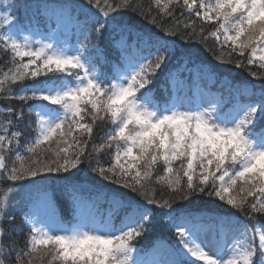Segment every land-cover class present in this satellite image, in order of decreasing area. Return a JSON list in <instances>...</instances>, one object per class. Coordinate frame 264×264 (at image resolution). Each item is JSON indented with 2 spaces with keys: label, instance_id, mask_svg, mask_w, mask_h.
Segmentation results:
<instances>
[{
  "label": "snow or ice",
  "instance_id": "snow-or-ice-1",
  "mask_svg": "<svg viewBox=\"0 0 264 264\" xmlns=\"http://www.w3.org/2000/svg\"><path fill=\"white\" fill-rule=\"evenodd\" d=\"M153 2L157 15L134 0H0V52L8 55L0 93L21 102L0 121V185H8L0 196V264H264V83L257 90L227 81L228 99L207 106L161 103L153 87L184 71L191 78L193 68L215 77L233 56L236 68L264 81V0ZM41 12L50 31L33 39ZM69 25L75 45L57 38ZM193 41L214 52L215 67L198 58ZM25 107L35 117L30 138L21 127ZM105 152L108 165L99 159ZM154 175L166 193L157 192ZM100 194L106 212L94 199ZM205 194L222 211L205 218L178 204ZM57 200L66 202L67 218ZM17 209L27 228L22 247L4 241L17 231ZM161 217L176 242L141 256L139 241Z\"/></svg>",
  "mask_w": 264,
  "mask_h": 264
},
{
  "label": "trees",
  "instance_id": "trees-1",
  "mask_svg": "<svg viewBox=\"0 0 264 264\" xmlns=\"http://www.w3.org/2000/svg\"><path fill=\"white\" fill-rule=\"evenodd\" d=\"M19 3H43L47 2L49 4H58V3H64V4H74V3H79L80 0H17ZM135 3L140 4L143 8L147 9L149 7L152 8V13L153 15H157L158 10L155 7V4L153 0H134ZM35 11V9L30 10L27 13V16L30 18L32 16V13ZM20 15L24 16L25 11L24 9L20 10ZM128 16H135L134 13L128 12ZM141 26H146L148 28H151L152 26L148 24L146 20L141 19L140 17H135ZM39 20V25H38V32L43 35L47 34L50 29L47 24V18L43 16V13L41 12V15L37 17ZM83 19V17H81ZM171 23V21H169ZM197 26H199V22H197ZM52 27H55V23L53 22ZM211 27L214 26H208L205 25L206 32L211 30ZM69 32L70 39H74L77 37L76 35V29L73 28L71 25L68 26L66 29ZM62 34L59 35L60 37H63L67 35V33L62 29L61 30ZM58 36V37H59ZM80 40H83V36L79 38ZM178 39V38H177ZM93 42H95L93 40ZM183 43V42H181ZM103 43H101V47H103ZM191 47L194 51H197L199 53V59L205 61L207 64H210L212 66H216L218 64V61L214 59V52L213 51H208L205 48V45L203 43H198L196 41H193L191 44ZM207 48L208 49H217V45L213 39H209L207 41ZM227 51V49H225ZM110 57H114L115 53H112L111 51L109 52ZM238 57L233 56L232 64H226L221 66V70L218 72V74L215 75V77L211 76L208 74L206 71H201V72H196L195 68H193L191 78L189 77V73L187 71H184L182 75H178L175 79V81H179L180 85L178 88L174 89V81L167 82L162 78H158L153 85L154 87V94H155V99L161 103L164 102V100H170L171 102H174L178 98H186L187 102L191 105H194L198 100H199V93L200 91L207 92L208 94H216V96L219 97L220 101H226L229 96V84L227 81H230L233 85L236 83H244V82H249V83H254L257 85V90H259V86L261 83H264V81H259V80H254L251 76L248 74L247 69H238L235 66L234 61ZM225 59H227V56H225ZM8 60V55L0 52V68H3L4 71H7L8 65L5 63V61ZM253 71H256L258 69L253 68ZM45 79L44 77H41L40 80ZM7 93H0V121L3 120V113L5 108L10 104L11 106L15 108H20L21 107V102L18 99H6L5 97L7 96ZM37 103L36 101H28V105H33ZM39 103H47V102H39ZM25 121L21 125L22 128H24L26 137L30 138L32 134L31 128L28 127V121L34 120V114L29 115L28 114V108L25 107ZM99 131L97 132V135H99ZM63 146V145H62ZM24 147H26L25 141H21V155H24L25 153L23 152ZM114 151V150H113ZM97 157L94 155L93 159H96ZM15 159L14 155H9V158L7 160L9 166L12 165L13 161ZM99 159L101 160V163L104 165H108L111 162L112 157L107 153H103L99 156ZM86 167V165H85ZM174 167H179L178 164L174 165ZM163 169L160 168L156 175H163ZM99 179V178H98ZM153 186L156 188L158 193H166L167 189L165 188L164 185L162 184H157L155 183V175L153 176ZM107 184L108 182H104ZM8 185L7 184H2L0 185V196L3 195V189H6ZM22 197H25V193H20L19 196L16 197V199H21ZM96 200V204L101 212H106L107 210V203L105 202V199L103 197V194H100L98 197H94ZM214 197H209L206 194L204 196H201L199 198H192L191 202L189 203L188 201H179L178 204L192 212L195 215H201L207 218L209 215L222 211V209H218L215 207V205L212 203L214 201ZM222 202H219L218 200H215V204H221ZM226 207V206H225ZM57 209L59 211V214L62 216L66 215V209L67 205L65 201L62 200H57ZM84 210H87L86 208ZM4 227L7 228V224H4ZM16 227L17 231L12 232L9 235L5 236L4 241L5 243H9L11 241H19L18 247H22L25 239V235L27 233V228H25L22 220H21V211L17 209L16 211ZM176 242V237L173 235V232L171 229L168 228L167 226V220L164 217L160 218V222L156 224L148 233H146L141 240L139 241L138 247L142 249L140 255L144 256V253L148 251L149 249H152L153 244H174ZM153 251H156L153 249ZM164 249L161 248L157 255L163 256ZM148 258H152V253H149ZM7 260V257H5ZM199 264H202V262H199Z\"/></svg>",
  "mask_w": 264,
  "mask_h": 264
},
{
  "label": "rangeland",
  "instance_id": "rangeland-1",
  "mask_svg": "<svg viewBox=\"0 0 264 264\" xmlns=\"http://www.w3.org/2000/svg\"><path fill=\"white\" fill-rule=\"evenodd\" d=\"M67 35L63 36V37H57L58 39H65L67 38V41L69 44H72V45H75L77 43V37H75L74 39H70V36H69V32L66 30V29H63ZM43 35H46V34H43ZM43 35H36V36H33V39H40L42 38ZM180 85V82L177 80V81H174V89L178 88V86ZM218 101L220 102V99L218 96H216V94H208L207 92H204V91H200L199 93V100L192 106H197V105H201L203 104L204 106H207L208 102L210 101ZM174 102H182L184 103L185 105H188L189 103L187 102L186 98H178L177 100H175ZM85 212L87 210H84ZM161 255H157L156 258H160ZM224 258H227V256H225Z\"/></svg>",
  "mask_w": 264,
  "mask_h": 264
}]
</instances>
